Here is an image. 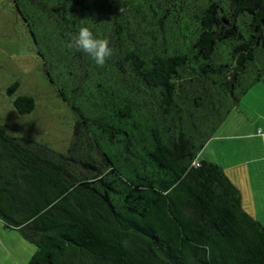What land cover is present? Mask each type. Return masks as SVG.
Here are the masks:
<instances>
[{"label":"trees","instance_id":"trees-1","mask_svg":"<svg viewBox=\"0 0 264 264\" xmlns=\"http://www.w3.org/2000/svg\"><path fill=\"white\" fill-rule=\"evenodd\" d=\"M10 1L79 129L58 153L0 126V221L27 264H264V227L197 162L264 79V0ZM81 27L104 65L71 46Z\"/></svg>","mask_w":264,"mask_h":264},{"label":"rangeland","instance_id":"rangeland-1","mask_svg":"<svg viewBox=\"0 0 264 264\" xmlns=\"http://www.w3.org/2000/svg\"><path fill=\"white\" fill-rule=\"evenodd\" d=\"M22 96L34 103L27 115H19L14 106ZM77 124L75 113L50 84L21 16L10 0H0V126L66 153L78 143L73 136ZM252 128L262 134L250 135ZM210 141L197 159L222 168L238 189L243 209L264 227V79L241 98ZM34 250L0 221V264H27Z\"/></svg>","mask_w":264,"mask_h":264},{"label":"clouds","instance_id":"clouds-1","mask_svg":"<svg viewBox=\"0 0 264 264\" xmlns=\"http://www.w3.org/2000/svg\"><path fill=\"white\" fill-rule=\"evenodd\" d=\"M76 50L87 54L97 65H104L112 55L109 42L97 38L88 27H81L78 33L72 37V43Z\"/></svg>","mask_w":264,"mask_h":264},{"label":"crops","instance_id":"crops-1","mask_svg":"<svg viewBox=\"0 0 264 264\" xmlns=\"http://www.w3.org/2000/svg\"><path fill=\"white\" fill-rule=\"evenodd\" d=\"M247 94H248V93H247ZM253 129H254V128H252V131H253ZM250 133H253V134H250V135H252V136H254V137H258V133H259V134H262L260 130L257 131V130H255V129H254L253 132H250ZM210 142H211V141H209V143H210ZM207 144H208V143H207ZM207 144H206L205 147L202 149V152L205 151V148H206ZM198 161H208V160H204V159L200 160V159H197V162H198ZM249 173H250V171H249Z\"/></svg>","mask_w":264,"mask_h":264}]
</instances>
